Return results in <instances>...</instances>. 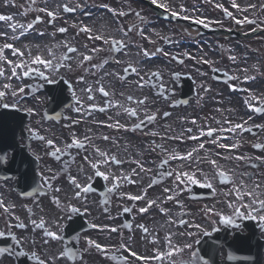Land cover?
I'll return each mask as SVG.
<instances>
[{"label": "flooded vegetation", "instance_id": "af4514ba", "mask_svg": "<svg viewBox=\"0 0 264 264\" xmlns=\"http://www.w3.org/2000/svg\"><path fill=\"white\" fill-rule=\"evenodd\" d=\"M236 2L242 7L255 4L256 8L246 13L238 12L231 7L232 0H158V3H166L168 9L158 7L151 0H47V3L35 0L34 4L32 0H0V15L13 17L12 21H0V33H6L0 36V47L11 43L25 53L24 59H28L29 49L33 56L41 54L45 59H53L48 49L57 58L64 55L74 58L69 61L70 71L60 67L52 72L42 66H32L50 74L54 78L52 83L46 82L37 72L29 77L9 79L10 66L0 61V66L5 69V76L0 77V90L5 83H11L13 89L25 88L24 93L15 97L9 94L0 102V122H10L6 126L0 124V200L9 208L8 212L0 208V232H4L0 236V264H38V259L52 261L67 249L76 253L75 258L62 257L56 259L55 264H116L110 260L113 252L119 249L118 255H128L119 247L121 244L151 257L157 248H166V235H171L173 244L193 246L174 257L176 260L191 261V252L195 250L200 257L196 264H211L208 252L214 248L219 259L226 261L229 248H235L249 257L261 256L264 264V220L260 218L264 216V209L258 203L253 205L250 197L239 199L232 183L235 181L237 187L246 185L245 191L260 184L258 195L264 191V149L255 147L264 144V112H255L245 103L253 95L264 97V0ZM217 3L228 8L236 19L246 15L256 23H236L216 7ZM64 4L75 7L76 11H63ZM102 5H108V8ZM42 7L59 12L54 22H49V17L39 11ZM109 9L128 15H113ZM169 10L186 14L189 19L174 18ZM37 17H41V22L36 23ZM194 19H204L209 26L196 24ZM29 23L35 26L31 30L25 28L24 35H20L19 29L13 33L9 26ZM80 26L91 27L94 34L125 39L128 48L109 55L108 46L101 41H90L87 33L79 31ZM61 27L67 31L59 32ZM119 28L134 30L125 37ZM14 36L18 38L14 39ZM64 42L79 52L67 53ZM93 47L105 51L91 63H100L105 58L109 63L95 69L88 62L83 68L78 67L82 59L80 52L91 54ZM144 50L152 55L145 57ZM4 56L13 61L20 59L12 55L11 49H5ZM202 60L212 63L205 64ZM57 62L54 59V63ZM129 62L137 66L141 70L140 76L148 81L144 87L136 86L140 77L135 74L127 76L126 80L109 75H126L123 68ZM80 76H84L85 81H80ZM245 76L255 79L245 80ZM97 81L110 92L109 97L97 91ZM85 82L93 86L91 100L83 91ZM232 85L236 91L232 90ZM205 88L209 90L205 91ZM128 95L134 100L128 101ZM144 97H147L146 104L138 106L135 100ZM109 100L119 101L127 108H138L137 116L133 117L119 107H110ZM3 102H7L9 108L16 104L17 108L13 109L24 114L3 116ZM251 103L259 106L257 101ZM101 107L106 110L99 111ZM26 108H32L33 112L29 114L24 110ZM77 108L80 111H76ZM166 112L170 115L165 116ZM153 113L157 118L149 123L146 114ZM117 120L123 128L108 127ZM141 120L144 124L133 130ZM236 123H243L251 131L238 129L217 132L215 136L220 143L229 146L238 143L237 148H219L211 144V138L207 136L188 138L198 136L200 128L228 129ZM4 128L10 131L4 132ZM188 128L192 133L186 132ZM152 132L159 135L152 136ZM181 133H184L183 139H171ZM85 135L91 138V143L85 142L84 148L73 145L64 150L73 138L83 140ZM104 136L111 139L104 140ZM47 140L54 141L61 149L58 158L50 155L54 149ZM201 142L204 149L193 152L199 163L176 159L160 167L168 153L183 155ZM157 145H162L163 149ZM97 147L123 161L100 165L101 172L110 173L108 179L96 175V170L91 167L90 162L100 159L95 152ZM229 156L232 159H227ZM239 156L248 159H235ZM205 157L216 160L219 168L202 159ZM136 160L151 171H140L134 163ZM181 170L194 173L198 183L186 182L177 187L179 182L175 180V172ZM221 170L230 177L229 181L219 178L218 171ZM168 172L173 175H167ZM125 175L131 179L125 181L122 178ZM73 177L77 183L91 186L92 191L81 192L77 197L78 189L71 183ZM117 180L119 187H114ZM150 183L152 187H148ZM207 183L212 187H207ZM165 188L171 191L165 193ZM205 188L210 189L207 194L203 191ZM144 191L147 192L144 200L132 201L125 195H138ZM167 195L175 199L165 200ZM147 200H157V204L146 213H140L139 208L145 207ZM126 207L132 211L125 212ZM72 208L78 211L73 212ZM161 208L166 211L161 212ZM226 218L232 223H226ZM41 219L45 222L43 229L38 227ZM180 220L186 223L182 225ZM19 224L25 227H19ZM140 224L149 229V234L138 228ZM113 228L117 230L111 231ZM219 230L220 235L215 234ZM47 231L61 234L63 240L46 237ZM208 234L210 237L205 240ZM146 235L149 238L146 239ZM151 235H155L159 243H152ZM89 239L108 246L109 254L106 256L90 248ZM201 251L207 252L204 258ZM131 264H145V261L132 260ZM151 264L170 262L153 259ZM241 264L260 262L241 261Z\"/></svg>", "mask_w": 264, "mask_h": 264}, {"label": "snow or ice", "instance_id": "6c2138e0", "mask_svg": "<svg viewBox=\"0 0 264 264\" xmlns=\"http://www.w3.org/2000/svg\"><path fill=\"white\" fill-rule=\"evenodd\" d=\"M151 2L153 4H157V6L160 8L168 9V5L166 3H158V0H151ZM32 3L34 4L35 0H32ZM45 3H47V0H45ZM57 7H60V6L58 5ZM76 7H79V5H77ZM101 7L108 8V5H102ZM216 7L222 9L227 16L235 19L236 23H238V24H244V23L254 24V23H256L255 20L249 19V17L246 15L243 17V19H236L233 16L232 12L229 11L228 8H225L223 4L217 3ZM231 7L238 12L246 13L249 11V9H255L256 5L255 4H248L247 6L242 7L240 4H238L236 2V0H232ZM62 9H63V11H66V12L76 11L75 7H69L68 4H64L62 6ZM109 10L112 12L113 15H118V16L128 15V13L123 12V11L117 12L114 9H109ZM39 11L41 13L46 14L49 17V22H54L59 15L58 11H56L55 9H49L48 7H42L39 9ZM182 11L186 12L187 10H182ZM169 14L174 18L189 19L188 15H186V14L179 15L175 11L169 10ZM136 15L140 16V13H136ZM12 19H13V17H11V16L0 15V21H12ZM39 22H41V17L36 18V23H39ZM193 22L196 24H199V25H203L204 27L209 26L208 22H206L204 19H194ZM9 26L12 28L13 33H15L19 29L20 35H24L25 34L24 29L25 28H27L28 30H31L34 28L35 25H34V23H29L27 25H25V24H10ZM133 30H134V28H129L128 31H125L123 28L118 29V31L123 33V35L125 37H127L128 32L133 31ZM58 31L61 33H64L67 31V29L64 27H61L58 29ZM79 31L83 32V33H87L88 39L90 41H101L104 45H107L108 46L107 51L109 52V55H111L112 53H116V52H122L128 48V42L125 39H117L116 37L105 36L103 33L94 34L93 29L91 27L80 26ZM140 34L143 35L142 30H140ZM2 35H6V33H0V36H2ZM41 35H43V33H41ZM53 35H55V33H53ZM13 38L16 39L18 37L14 36ZM63 47H65L67 49V53H78L79 52V49H77L74 46H70L67 42H64ZM84 47L87 48V45H85ZM5 49H11L12 55L18 56V57H20V59L18 61H13V60L7 59V57L4 56V50ZM104 51H105L104 48L93 47L90 50L91 54H85L83 52H80V56L82 57V59L79 60L78 67L83 68L85 62L90 63L92 69L101 68V67H103V65H107L109 63V59H107V58L103 59L100 63H91L94 59H97L99 57L100 53H102ZM158 51H160V50L158 49ZM48 53H49V56L53 57V59H45L41 54H37V55L33 56L31 50L29 49L28 50V59H24L25 53L23 51H21L18 48H15L14 45L11 43H5V44H3L2 47H0V61H4L7 65L10 66V77H9V79L11 77H15L17 79H20L22 77H29L34 72H37L38 75L40 77H42L46 82L52 83V82H54V78H52L50 76V74L46 75L45 72L39 71L38 68L32 67V66L33 65L42 66L45 69H51L52 72L58 71V68H60V67L67 68L70 71L71 70V63H69V61H72L74 58L72 56H69V55H64L62 57L57 58V57H55V54L52 52L51 49H48ZM143 55L145 57H148V56H151L152 53H149L147 50H144ZM54 59L57 60L58 62L54 63ZM231 59L235 60L236 58L231 57ZM114 62L120 63V60H115ZM202 62L205 64H211L212 63L209 60H202ZM18 69L20 71H18ZM85 70L89 71L90 69H85ZM213 70L219 71L218 69H213ZM140 71L141 70L137 66H134L132 63L129 62L128 65L123 68V72L126 75L119 76L118 73H110L109 75L117 76L120 80H126L127 76L135 74L138 77H140L139 80L136 81V86L142 88L148 83V81H145L144 77L140 76ZM246 71H247V69H245V72ZM152 75H158V73H153ZM4 76H5V69L3 66H0V77H4ZM232 79H239V77H232ZM254 79H255V77L245 76V80H254ZM79 80L82 82L85 81L84 76H80ZM97 84L99 85V87L97 88V91L102 93V95L104 97H109L111 95L109 91L105 90V86L103 84H101L99 81H97ZM9 90H10V93H9ZM208 90L209 89L205 88V91H208ZM232 90L233 91L237 90L235 85H232ZM24 91H25L24 87H20L19 89H13L11 83H5V84H3V90H0V102H2L3 98L9 94H11V96L15 97L20 93H24ZM83 91L88 96V99H90V100L93 99V97L91 95V93L93 92V86L92 85H88L85 82V88L83 89ZM121 95H123V93H121ZM126 99L128 101H133L134 97L132 95H128L126 97ZM146 101H147V97H144L143 99L135 100V103L138 106H144L146 104ZM251 101H257L259 106H254L251 103ZM245 103L248 105L249 108H251L255 112H264V97L258 98V97L253 95L250 97V100H246ZM108 105L110 107H112V106L119 107L120 109H123V111L127 112L129 115H131L133 117L137 116V113H138V108H127L123 104H121L119 101L109 100ZM2 107L7 109L10 107V105L7 102H3ZM11 107L17 108V105L13 104V105H11ZM24 110L27 111L29 114H31L33 112L32 108H26ZM105 110L106 109L104 107L99 108V111H101V112H104ZM76 111H80V109L77 108ZM164 115L168 116V115H170V113L166 112V113H164ZM156 118H157L156 114H154V113L153 114H146V119L149 123L155 121ZM192 123L196 124V121L193 120ZM217 123H221V122L217 121ZM224 123H231V122L230 121H224ZM143 124H144V120H141L139 123H137L135 125V128L133 130L139 129ZM108 127L123 128L124 125L120 124V122L117 120L114 124L108 125ZM238 129L241 131H251V129L246 128L243 123H236V124H233L228 129H224L223 127L219 128V129H214V128L208 127L207 130H205L204 128H200L198 130V136L197 135H190L188 138L189 139H199V137L207 136V137L211 138L209 142L213 145H218L219 148H228V147L237 148V147H239L238 143H234L230 146L226 145L224 143H220L219 140L216 138L215 134L217 132H224V131L235 132ZM186 132L192 133V129L188 128V129H186ZM150 135L156 136V135H159V133L152 132V133H150ZM183 138H184V133H181L179 136L171 137V139H183ZM40 139H44V137H40ZM103 139L109 140L111 138L109 136H104ZM46 142H47V144L52 146L54 149L50 153V155L58 158V154L61 152V149L59 147H56L54 141H52V140H47ZM85 142L91 143V138L87 135L84 136L83 140L73 138V142L71 144L65 145L64 150H67L68 148L73 147V145H75L78 148H84ZM156 147H160L163 149L162 145H157ZM204 147H205L204 143L201 142L191 152H187L183 155H177L174 152L168 153L166 158L161 161L160 167H164L165 165H167L169 163L170 160H176V159H179L182 161H194L196 163H199L200 161L195 160V158L193 157V152L198 153L199 150L204 149ZM255 147L260 148V149H264V144H256ZM152 150L154 151L155 149L153 148ZM95 152L98 154L100 159L94 163L90 162L91 167L96 170V175L101 176L104 179H108L110 173L106 174L105 172H101L99 170V167L101 164L107 165L110 161L114 162L115 164L123 163V161L120 159H117V157L115 155H109L107 152L101 151L98 147L95 148ZM216 155L218 156L219 153H216ZM85 159H87V157H85ZM202 159L206 160V162L211 164L214 168H217V169L219 168V165L217 164L216 160L208 159L207 157L202 158ZM227 159H232V157L229 156V157H227ZM235 159L246 160V159H248V157L239 156V157H235ZM134 163H136L138 165L140 171H142V172L151 171V169H145L143 164L139 160L134 161ZM132 171H133V173H136L135 169H133ZM167 175L171 176V175H173V172H168ZM218 176L221 180H224V181L230 180V177L222 170L218 171ZM122 178L125 181H128L131 179L127 175L123 176ZM205 179H207V177H205ZM175 180L177 182H179L177 187H179L180 184H185L186 182L198 183V181L194 178V173L183 171V170L175 172ZM71 183L74 184L75 187L78 189V191L76 192L77 197H79L81 192L88 193V192L92 191L91 186L81 185V184L77 183V181L74 177L72 178ZM232 183L234 185L233 191L236 192L239 199L243 200L245 197H250L252 199L253 205L258 203L260 205V208L264 209V198H261V196H264V191H261L260 194L258 195V190L261 189L260 184H255L252 188L245 191L244 189L247 188L246 185L241 184L239 187H237V186H235V181H232ZM206 186L212 187L211 183H207ZM114 187H119V181L118 180L116 181ZM148 187H152V184L150 183L148 185ZM57 191H59V189H57ZM163 191L165 193H169L171 191V189L165 188ZM125 195H127V198L129 200L139 201V200L145 199L147 192L144 191L143 193L138 194V195H130V194H125ZM164 199L165 200H173V199H175V197H173L171 195H167ZM160 202L163 203L164 200H161ZM57 203H58V201H57ZM156 204H157V200H147L146 206L139 208V212L140 213H146L153 205H156ZM0 208H3V210L5 212L9 211V208L4 205L3 200H0ZM29 211H31V210H29ZM72 211L77 212L78 209L72 208ZM124 211L130 212V211H132V209L126 207V208H124ZM160 211L165 212L166 210L161 208ZM260 218L262 220H264V216H262ZM16 219L19 220V217H16ZM170 222H172V221H170ZM225 222L226 223H232V220L226 218ZM33 223H36V222L33 221ZM185 223H186V221L180 220V224L183 225ZM18 226L19 227H25L24 224H19ZM38 227H40L42 229L45 227V222L42 219H41ZM194 227L199 228L200 226L194 225ZM138 228L140 230H142V232L144 234H149V229L144 224L138 225ZM116 230L117 229H115V228L111 229V231H113V232H115ZM3 235H4V232H0V236H3ZM44 235L46 237H50L52 240H56V241H62L63 240V236L61 234H58L55 231H47L44 233ZM188 235H192V233H188ZM147 238H149L148 235H146V239ZM150 239H151V242L154 244L159 243V239L155 235H151ZM164 240L167 242L166 248L164 250L157 248L154 255L151 257L141 255L137 251L132 250V248L130 246L125 245V244H121L119 247L123 248L125 250V252L128 253V255H123V254L118 255L117 253L119 252V249H117L116 252H113L110 255V260L113 262H116V264H131L132 260H136L137 262H139L140 260H144L145 264H151V260H153V259L157 260V261H161V262L165 259H168L170 264H196V261L198 259H200V257L198 256V253L195 250H193L191 252V257H192L191 261L174 259V257L178 256L180 253H183L185 250H191L193 248L192 244L185 243L182 246L179 244H173L171 235H166L164 237ZM45 243H47V240L45 241ZM87 244L90 248H95L96 250L105 254L106 256L109 254V248L106 245H101L100 243H97L95 240H92V239H89L87 241ZM75 256H76V253L72 249L62 250L60 252L59 257H54L52 261H46L44 259H38V264H55L56 259H59L62 257H71L74 259Z\"/></svg>", "mask_w": 264, "mask_h": 264}]
</instances>
